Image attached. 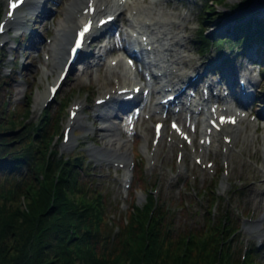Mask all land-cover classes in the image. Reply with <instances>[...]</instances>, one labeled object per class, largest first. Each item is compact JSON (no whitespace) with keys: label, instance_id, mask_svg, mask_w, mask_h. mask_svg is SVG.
I'll return each instance as SVG.
<instances>
[{"label":"trees","instance_id":"trees-1","mask_svg":"<svg viewBox=\"0 0 264 264\" xmlns=\"http://www.w3.org/2000/svg\"><path fill=\"white\" fill-rule=\"evenodd\" d=\"M229 2L207 0L202 50L234 42L229 36L206 35L217 6ZM252 2L233 5L237 9ZM236 30L240 43L259 46L264 69V19ZM29 114V102L15 109L0 102V264H256L252 252L242 262L240 253L228 247L235 232L231 219L223 216L215 223L210 211L207 229L176 234L150 194L143 207L133 205L130 223L122 222L115 232L86 155L51 151L54 134L45 126L48 119L28 123ZM58 123L59 117L56 128Z\"/></svg>","mask_w":264,"mask_h":264},{"label":"rangeland","instance_id":"rangeland-1","mask_svg":"<svg viewBox=\"0 0 264 264\" xmlns=\"http://www.w3.org/2000/svg\"><path fill=\"white\" fill-rule=\"evenodd\" d=\"M59 1L56 7H55V19L53 20L54 24H57L58 20L63 16L61 14V10L63 9V6L65 5L67 0H57ZM231 1V0H230ZM237 1V0H235ZM1 2L3 0H0V10H2ZM146 2H153L157 7L163 8L165 13L168 16H174L176 19L182 16V11L184 9H188L190 12V16L188 17L185 24H183L182 27H179V30H182L183 27H187L189 29L188 34L189 38L187 39V42L183 49H179V47L175 48V54L177 57H182V60L184 62V66H187L188 68H194V69H201V64H207L210 63V60L215 61L218 57L223 58V56L226 53H231L232 48L225 47L224 51L222 53L214 52L212 54H202L199 55L198 52V45L196 44V41L194 38L195 32L198 26V20H199V12L201 10V7L203 5L204 0H146ZM50 8H53L51 6ZM221 10H226L229 12V15L224 17L221 20V25L218 28H213L208 33L210 35H214L217 30H224V28H235L238 26V24L245 22L248 23L250 21L255 20L256 18L264 15V0H254V2L246 9H241L235 13L231 11V8L223 9L220 7ZM173 21L174 18H172ZM46 21L42 23V26L39 25L40 30L45 32L46 35H44V41L37 44L39 47V50L36 52L35 50L32 51V56L34 57V54L36 52V59L34 60L33 64L29 67V69L25 72H23V77L27 76L26 83L19 85L18 81L13 84V91L10 92L3 87L2 93L0 95V100H2L3 97H5L6 100L10 101V104L15 106L17 103H25L26 98L24 97V89L27 91L29 95L33 96V112L31 115L32 120H38L41 118V99L45 92L47 91V84L50 80H53V77H50V80L47 79V77L42 72V67L45 65L43 63V53L47 51V48L50 46L51 43L47 40L48 37H51V42L54 41V35H55V28L54 24L51 23L47 27ZM228 28V29H229ZM178 30V29H177ZM176 30V31H177ZM196 37V36H195ZM1 41V40H0ZM89 51H93V48L89 49ZM240 52L244 51V48H241L239 50ZM96 53V52H95ZM189 54L188 58L184 57V54ZM235 55H233L234 57ZM176 57V56H175ZM242 57H240V60ZM95 61V58L87 59L86 64L84 67L87 68L88 64L90 67L87 69V73L81 74L80 67L77 69L75 74L73 75L72 79L67 83L65 86V89L59 95L58 101L53 107L51 108L52 111H55L58 108L60 99H62L64 96L68 94L70 91L74 89H81V87H85L87 85H93L94 80L93 77V65L92 62ZM207 62V63H206ZM101 65L98 67L100 68ZM202 67V66H201ZM246 67V66H245ZM55 70H58V67L53 68ZM7 72V70L5 71ZM99 86H103L102 80L99 82ZM239 88H237L238 90ZM10 92V93H9ZM84 90L82 89L80 94L74 95V99H77L79 96H82V93ZM73 99V100H74ZM261 100H257L256 107L258 110L262 111L264 110V102L258 103ZM254 103V102H253ZM99 113V110L96 108H92L86 113H84L81 117V120L79 121V124L83 126L82 129H77L76 134L74 137L73 145L70 148L68 152H78L82 151L87 153L88 155L91 153L92 148L95 147V143L91 141V138L89 135H97L98 137V143L99 145L103 146L104 142L107 141V138L104 137V131L101 129V124L99 122V119L94 118V114ZM67 123V111L63 113L61 116V124L64 126ZM142 137L138 139L136 137V144L142 145V142L148 140V143L151 140L153 131L150 128H147L142 124V131H141ZM140 136V135H139ZM139 142V143H138ZM242 145L244 146V150L242 153H238L237 155L233 156L232 159V168H231V174L229 175V178H223L221 177V182H223L222 186H220L221 190L220 192L222 194H225L226 201L229 203V207L226 208L224 201L219 204V206L216 208V219L218 220L220 217L221 212L228 211L230 215L233 216L235 222L239 224L240 226L244 227L243 230H240L238 235L235 237V247L236 248H242L243 242V250L248 245L249 248L252 247H259L258 242L256 239L257 235L261 234V231L254 230L249 231L248 228L252 225L251 223L248 224H242V217L243 214H249L254 213L253 219L256 221L260 218V216L264 212V174L261 173L258 169V165H255L252 162V157L254 155L253 146L248 145L247 141H242ZM58 148H63V145L61 144V141L57 139L55 142ZM219 152L216 156V160L219 162ZM169 158V157H168ZM168 160V159H167ZM142 162V158L139 159V163ZM171 162L168 160L167 164H169L170 168L167 166L163 169V171L157 170L156 175H158L159 179L161 180V184H159V190L160 192L157 194L158 201L160 202H166V205H168L171 209L168 221L171 222L173 225L174 231L176 233V230L178 229V226L180 229H182V226L184 223L188 224L190 227L199 228L204 225L205 217L207 214V207H208V198L207 197H201L198 198L193 190H191L192 185H196L198 187H203L204 182H200V184L196 183V181L193 179V175H195L197 172L192 171L189 174L187 172H184L179 177H177L174 172H171V169L175 171L176 166L175 163L173 164L174 168H171ZM262 162L259 160V165ZM191 166V165H190ZM219 162V167H220ZM98 172L102 175L100 180V183H102L103 187L106 189L107 192L111 195V201L115 208V210H112L110 212V218H112L116 223H119L123 220H125V217L127 216V207L128 204H130L133 197H137L138 203L142 205L147 197L146 192L143 190V185L145 182L149 186L154 183L156 177H152L150 174H146L145 176H141V179L139 182L136 181L131 188V190L126 194V192L123 191V173H120L116 170H113L109 166H99ZM156 172V171H155ZM142 175V172H141ZM206 177V176H205ZM189 178H192L190 181V186H188ZM212 177H206L207 183L209 180H211ZM241 179V180H240ZM233 182V184H232ZM235 183L240 184L241 186L246 185L243 190L238 189L235 190L233 188V185ZM142 183V184H141ZM241 190V191H240ZM183 199L185 202H189L193 200V205L190 208H187V211L185 213L182 212L181 208L179 207L180 200ZM123 204V207L121 209L118 208L117 203ZM230 202H233V204H230ZM259 203V204H258ZM125 204V205H124ZM239 207V208H238ZM250 214V215H251ZM248 215V214H247ZM240 246V247H239ZM259 249V248H258ZM237 250V249H236ZM242 250V253H243ZM257 259L264 262V247L259 249L258 251H255Z\"/></svg>","mask_w":264,"mask_h":264},{"label":"bare ground","instance_id":"bare-ground-1","mask_svg":"<svg viewBox=\"0 0 264 264\" xmlns=\"http://www.w3.org/2000/svg\"><path fill=\"white\" fill-rule=\"evenodd\" d=\"M108 0H102V4L107 5V9L114 8L115 11L123 8L124 5H119L118 3L114 6L111 5L112 2L107 3ZM79 2V1H78ZM75 0H72L71 5L67 6L66 9L62 10L63 17L58 21V25L56 26V35L54 36V42L49 46L52 49L53 53V67L56 68L58 65V60H60L65 55V46L67 45V39L73 33L74 28L80 23V20L77 16V13L74 12L76 5L80 4ZM136 6V5H135ZM136 7H134L135 9ZM136 27L145 28L142 23H139L138 20H134ZM156 26L155 29V40L160 46L173 45V36L171 31L162 30L158 23H154ZM47 68V67H46ZM177 84H175L174 92H177ZM163 92H167L164 90V87L161 89ZM183 96V95H182ZM123 107L115 102L108 106H104L99 109V113L97 116L103 119V123L105 124V137H107V141L104 144V148L112 149L117 156H128L129 150L131 148V143L122 137V128H121V114L123 113ZM146 146V145H144ZM118 152H121L123 155H120ZM259 223V221L257 222ZM255 224L254 227L258 226Z\"/></svg>","mask_w":264,"mask_h":264},{"label":"snow or ice","instance_id":"snow-or-ice-1","mask_svg":"<svg viewBox=\"0 0 264 264\" xmlns=\"http://www.w3.org/2000/svg\"><path fill=\"white\" fill-rule=\"evenodd\" d=\"M21 3H23V0H10L9 7H10V9H16L19 6V4H21ZM12 14H13L12 11H9L8 15L12 16ZM101 23H106V21H101ZM90 29H91V23L89 22L87 25H85L84 30L80 34L82 39H83L85 33L89 32ZM0 31H3L2 25H0ZM213 111H215V109H213ZM73 115H75V114H73ZM221 122L222 123L223 122L235 123V118L234 117H221ZM159 127L160 126L157 127V131H159ZM172 127L174 129H176V131H180V129L178 128V126L175 123H173ZM185 139H187V137H185Z\"/></svg>","mask_w":264,"mask_h":264}]
</instances>
